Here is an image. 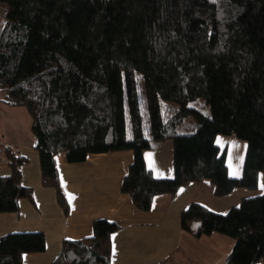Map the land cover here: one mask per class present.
I'll return each instance as SVG.
<instances>
[{
	"label": "trees",
	"instance_id": "16d2710c",
	"mask_svg": "<svg viewBox=\"0 0 264 264\" xmlns=\"http://www.w3.org/2000/svg\"><path fill=\"white\" fill-rule=\"evenodd\" d=\"M0 99L32 118L42 182L68 213L57 157L133 151L121 192L151 210L155 197L208 179L222 197L259 188L264 175V0H0ZM218 135L247 142L243 174H229ZM174 144V175L157 177L145 151ZM11 173L0 176V213L35 203L23 184L28 157L2 145ZM181 225L196 237L235 239L222 264L264 257V191L227 213L194 202ZM99 218L93 234L64 239L54 264H111L112 235ZM41 231L0 236V264L43 252Z\"/></svg>",
	"mask_w": 264,
	"mask_h": 264
},
{
	"label": "crops",
	"instance_id": "0c3cea01",
	"mask_svg": "<svg viewBox=\"0 0 264 264\" xmlns=\"http://www.w3.org/2000/svg\"><path fill=\"white\" fill-rule=\"evenodd\" d=\"M5 6L0 4V27ZM24 106H11L0 99V176L11 173L3 160L2 145L13 146L28 157L23 167V184L34 190L35 203L20 200L19 212L0 213V236L12 232L41 231L46 237L43 252L26 253L23 264H54L64 239L93 234L95 219L106 218L121 228L112 235L111 264H222L232 251L235 239L221 233L196 237L181 225V214L197 202L212 211L227 213L244 198L264 191V175L259 188H235L218 197L210 180L190 183L174 195L155 197L149 211L137 208L128 194L121 192L122 181L134 159V152L97 153L83 163H69L57 157L60 181L69 204L68 213L59 203L57 191L42 182L40 154L32 131V118ZM216 142L227 150L229 174H243L247 142L235 135H218ZM147 166L157 177L174 175V144L145 151ZM264 264V257L257 262Z\"/></svg>",
	"mask_w": 264,
	"mask_h": 264
},
{
	"label": "rangeland",
	"instance_id": "374dc122",
	"mask_svg": "<svg viewBox=\"0 0 264 264\" xmlns=\"http://www.w3.org/2000/svg\"><path fill=\"white\" fill-rule=\"evenodd\" d=\"M23 108H24L25 110H27L26 107H23ZM245 142H246V141H245Z\"/></svg>",
	"mask_w": 264,
	"mask_h": 264
}]
</instances>
